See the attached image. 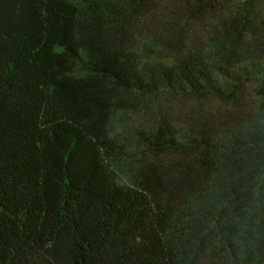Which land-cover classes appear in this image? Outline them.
Returning <instances> with one entry per match:
<instances>
[{
	"label": "trees",
	"instance_id": "1",
	"mask_svg": "<svg viewBox=\"0 0 264 264\" xmlns=\"http://www.w3.org/2000/svg\"><path fill=\"white\" fill-rule=\"evenodd\" d=\"M0 264H264V0H0Z\"/></svg>",
	"mask_w": 264,
	"mask_h": 264
}]
</instances>
